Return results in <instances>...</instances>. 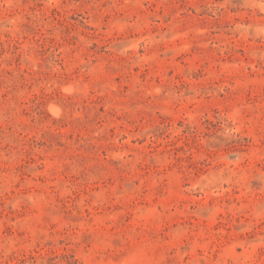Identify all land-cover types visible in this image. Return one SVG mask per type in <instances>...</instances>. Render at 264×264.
<instances>
[{
  "label": "rangeland",
  "instance_id": "374dc122",
  "mask_svg": "<svg viewBox=\"0 0 264 264\" xmlns=\"http://www.w3.org/2000/svg\"><path fill=\"white\" fill-rule=\"evenodd\" d=\"M0 264H264V0H0Z\"/></svg>",
  "mask_w": 264,
  "mask_h": 264
}]
</instances>
